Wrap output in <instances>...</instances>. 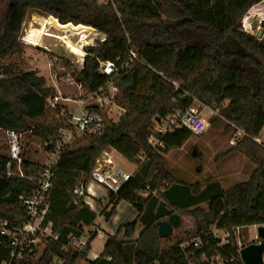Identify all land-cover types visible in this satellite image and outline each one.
<instances>
[{"label":"trees","instance_id":"obj_1","mask_svg":"<svg viewBox=\"0 0 264 264\" xmlns=\"http://www.w3.org/2000/svg\"><path fill=\"white\" fill-rule=\"evenodd\" d=\"M260 1L112 0L113 6H101L97 0H7L0 9L3 131L28 133L43 143L61 126L46 106L54 90L36 71H16L13 57L23 51L18 40L28 11L44 13L62 25L89 27L103 38L85 49L81 69L64 63L75 82L89 91L107 79L97 74V61H113L129 46L138 58L114 80L119 90L116 103L124 109L123 115L100 133L77 138L59 154L48 194V219L59 241L48 244L41 264H49L53 255L60 256L61 244L69 235H79L80 225L93 222L95 215L88 207L73 205L72 191L79 176L87 183L97 158L107 149L133 163L135 170L115 195L108 193L114 205L105 213L106 220L121 201L133 206L136 217L120 229L123 239L109 237L101 257L90 264H207L199 258L214 255L224 264H242L239 250L243 245H236L232 230L264 225V144L256 142L264 127V23L258 37L240 30L244 16ZM194 102L217 110L210 123L221 120L242 132L231 153L243 154L254 166L247 180L228 189L219 182L194 189L174 180L166 170L164 156L182 148L191 135L184 129L157 135L164 148L157 150L148 143L154 124ZM137 155L144 156L142 163L133 162ZM8 163L18 173L16 163L10 162L7 153H0V204L16 205L35 192L43 167L22 151L19 169L23 177L7 178ZM146 187L155 194L142 198L139 193ZM183 212L194 217V229L161 248L168 236H158L157 223ZM4 221L18 225L12 215L0 212V223ZM137 225L142 229L133 238ZM211 227L229 234L227 244L218 246ZM194 239L200 242L197 248L190 243ZM185 242L188 247L182 253L179 246ZM8 251V241L0 235V262ZM76 259V255L67 257L66 262L73 264Z\"/></svg>","mask_w":264,"mask_h":264},{"label":"built area","instance_id":"obj_2","mask_svg":"<svg viewBox=\"0 0 264 264\" xmlns=\"http://www.w3.org/2000/svg\"><path fill=\"white\" fill-rule=\"evenodd\" d=\"M97 4L113 6L112 0H97ZM54 23L58 28L55 27V29L60 31L61 35L55 36L41 28H36L40 31L36 42L40 44L42 37H55L62 46L69 50L71 58H74L67 60V64L77 65V69H81L86 57L85 49L96 46L103 38L89 27L74 26L69 23L62 25L56 20ZM72 36H75L74 42H72ZM18 41L23 46L31 45L27 41L26 34L21 35ZM77 53H79L78 56ZM133 60L138 61V58L134 49L129 46L125 54L116 56L113 61H97V74L106 76L107 79L93 91H89L81 83L75 82L64 63L62 66L56 67V65L55 68L49 69V79L55 90L52 88L54 93L46 99V106L55 112L61 126L54 137H50L42 143L45 158L39 163L43 167V172L36 180L37 189L31 196L20 198L18 204L9 205L13 207V211L8 214L17 219L18 225H9L7 221L0 223V235L6 237L9 244L7 258L0 264H41V255L48 244L59 241L58 235L53 233V223L48 219L50 213L48 194L54 177L53 168L58 161L59 154L71 147L77 138H87L100 133L107 123H115L123 115L124 109L116 103L119 90L114 84V80L122 70L129 67ZM54 61L56 62V58ZM58 83L63 85L65 92L57 88ZM176 87L177 85H175ZM205 109L209 108L194 102L188 108L174 110L164 120L154 124L153 134L149 137L148 143L157 150H163V145L156 136L169 134L178 129L188 131L191 136L202 135L208 126L202 117V111ZM210 109H213L216 114V109ZM2 132L8 158L10 162L16 163L18 170V173L12 172L8 163L6 177H23L19 169L22 159L21 134L12 130H2ZM143 160L144 156L137 155L133 162L139 164ZM131 176V173L114 167L110 159L103 158L101 162L96 160L86 184L83 182L82 176L76 179L72 191V203L73 205L81 203L88 207L94 213L95 218L91 225L79 226V235H69L59 248L60 256L53 255L49 264H67L66 258H73L75 255L77 259L73 264L79 261L90 264L101 257V254L94 253L95 240L104 238L107 241L109 237L116 235L113 223H110L112 217L106 220L105 215L106 212L111 211L114 205L110 201L108 193L115 195L130 180ZM93 186L103 189L106 195L96 196L93 193ZM154 194L155 192L150 191L148 187L139 193L142 198ZM116 207H114V212ZM238 233L239 228L232 230L236 245L240 246ZM210 234L213 239L219 240L218 246L227 244L228 233L211 227ZM190 243L193 248L200 246L198 239L191 240ZM179 247L184 253L188 243H182ZM102 258L106 261L110 260L109 257ZM199 262L224 264L218 255L209 258L202 256L199 258Z\"/></svg>","mask_w":264,"mask_h":264},{"label":"rangeland","instance_id":"obj_3","mask_svg":"<svg viewBox=\"0 0 264 264\" xmlns=\"http://www.w3.org/2000/svg\"><path fill=\"white\" fill-rule=\"evenodd\" d=\"M7 0H0V9L3 10ZM257 5H259L257 7ZM253 6L245 16L249 19L240 23V30L253 36H259L262 33V25L264 23V0ZM252 13V14H251ZM244 16V17H245ZM55 19L30 10L27 12L22 25L21 35L27 34L30 29L36 30L40 36V32L36 28H41L55 36L61 35V32L54 23ZM56 27V29H55ZM75 36H72L74 42ZM35 38V39H36ZM77 56L79 53L76 54ZM17 60L16 71H36L39 76L45 80V85L55 90L49 79V69L62 66L71 58L69 50L59 43L55 37H42V42H36L35 45L23 46V51L19 56H14ZM56 58V62L54 61ZM77 69V65H73ZM60 91H64L61 83L57 84ZM208 108V107H207ZM212 112V113H211ZM202 117L207 122V130L200 136H191L185 145L180 149L169 151L164 157L166 170L171 174L174 180L181 181L185 184L192 185L194 189H202L209 183L219 182L224 189L230 188L234 183L245 181L249 178L254 166L249 159L239 152H232V148L242 137V132L234 126H226L225 122L216 120L210 123V119L217 117V112L213 109H205L202 111ZM232 141V142H231ZM257 143L264 144V127L262 128ZM233 143V144H231ZM21 148L25 154L36 163H40L45 158L42 142L30 138L28 133L21 134ZM112 152L114 167L121 168L127 173H133L135 166L130 161L124 159L115 151L107 149L97 158L100 161L104 157V153ZM0 153H7L6 142L2 130H0ZM95 192H103L102 189H96ZM201 207H204L202 205ZM13 207L0 204V212L11 213ZM195 227V220L189 212H183L179 215V224L171 229L170 235L162 240L161 248H166L173 243L175 238L183 239L186 232L191 231ZM264 229V226H262ZM141 229L137 225L136 233ZM244 234V233H243ZM239 245L245 244L246 239L242 240V232L239 231ZM257 235V228H249L247 237L254 240ZM241 237V238H240ZM100 242V241H99ZM99 242L94 244V252L99 250ZM76 264H86L79 261Z\"/></svg>","mask_w":264,"mask_h":264},{"label":"water","instance_id":"obj_4","mask_svg":"<svg viewBox=\"0 0 264 264\" xmlns=\"http://www.w3.org/2000/svg\"><path fill=\"white\" fill-rule=\"evenodd\" d=\"M179 218L177 215L170 216L168 221L157 223V233L160 238L170 235L171 229L177 227ZM239 257L242 264H264V229L257 227L255 241L246 244L239 250Z\"/></svg>","mask_w":264,"mask_h":264},{"label":"crops","instance_id":"obj_5","mask_svg":"<svg viewBox=\"0 0 264 264\" xmlns=\"http://www.w3.org/2000/svg\"><path fill=\"white\" fill-rule=\"evenodd\" d=\"M103 158H108V159H110L111 160V162H112V164L114 165V163H113V157H112V152H109V153H104V157ZM98 187H96V186H93V193L96 195V196H105L106 195V192L103 190V192L101 193V192H95L96 191V189H97ZM223 188V187H222ZM98 189H101V188H98ZM117 207H116V210H115V212H114V214H113V216H112V219H111V222L110 223H113L112 225H113V228L116 230V235L115 236H117V239H119V240H122L123 239V235H124V233H123V231L122 230H120L123 226H125V225H127V224H129V223H131V222H133L134 221V219H135V217H136V211H135V209L133 208V207H131L128 203H126V202H123V201H121V202H119L117 205H116ZM179 218V217H178ZM262 226H264V225H262ZM253 227H255V226H249V227H242V228H239V231H241L242 232V240H244V239H246V240H244L245 241V244H243V246H245L246 244H248V243H251V242H253L254 240H250L248 237H247V230L249 229V228H253ZM136 228H137V226H136ZM257 228V227H256ZM141 229H142V227H141ZM141 229H140V231H141ZM139 231V232H140ZM138 232V233H139ZM138 233H136V230H135V234H134V236H133V238H136V236H137V234ZM244 233V234H243ZM254 239H255V237H254ZM97 241H100L99 242V245H100V247H99V250H98V252L96 253V252H94L95 254H102V251H103V247H104V245H105V243H106V241L104 240V238L103 239H96L95 240V242H94V244L97 242ZM102 242V243H101Z\"/></svg>","mask_w":264,"mask_h":264},{"label":"bare ground","instance_id":"obj_6","mask_svg":"<svg viewBox=\"0 0 264 264\" xmlns=\"http://www.w3.org/2000/svg\"><path fill=\"white\" fill-rule=\"evenodd\" d=\"M259 5H257L258 7ZM252 14V13H251ZM247 19H249L248 16H245L244 17V21H246ZM40 32V31H39ZM38 35V32H36V30H33V29H30L29 32L26 34V37H27V41L32 44V45H35L36 44V37ZM99 242V241H98ZM102 243V242H101Z\"/></svg>","mask_w":264,"mask_h":264}]
</instances>
